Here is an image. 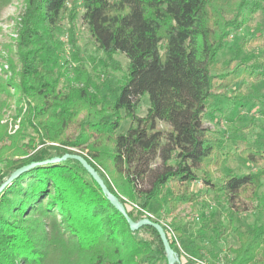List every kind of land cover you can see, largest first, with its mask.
Returning a JSON list of instances; mask_svg holds the SVG:
<instances>
[{
	"label": "trees",
	"instance_id": "16d2710c",
	"mask_svg": "<svg viewBox=\"0 0 264 264\" xmlns=\"http://www.w3.org/2000/svg\"><path fill=\"white\" fill-rule=\"evenodd\" d=\"M10 2L0 0V16ZM67 3L24 0L15 44L18 67L7 58L10 76L0 78V186L19 168L35 163L0 191V264H167L157 231L150 226L131 231L79 161L43 162L79 155L125 208L121 197L141 198L134 204L147 210L167 183L173 188V208L195 202L187 183L202 172V182L212 185L205 160L220 144L203 126L208 100L237 101L239 92L228 89L239 80L264 77L263 68L257 72L264 55L223 65L218 61L231 32L251 24L262 0H82L80 20L103 57L113 61L121 53L128 61L120 92L110 101L99 89L90 91L92 77L78 62L74 38L77 13ZM64 31L69 57L78 63L71 77L63 58ZM249 40L243 39L237 50ZM145 94L149 107L140 116L136 110ZM12 99L17 128L9 133L1 120ZM120 111L130 125L115 135ZM161 123L166 129L159 128ZM74 124L77 133L70 137L67 131ZM82 145L86 155L68 150ZM241 153L255 163L264 157V151L252 148ZM263 176L264 167L253 174L219 176L216 190L230 207L226 230L238 243L229 248L228 264H264V222L241 231L231 217L233 198L245 190L256 198ZM138 211L127 215L137 222L143 218Z\"/></svg>",
	"mask_w": 264,
	"mask_h": 264
},
{
	"label": "rangeland",
	"instance_id": "374dc122",
	"mask_svg": "<svg viewBox=\"0 0 264 264\" xmlns=\"http://www.w3.org/2000/svg\"><path fill=\"white\" fill-rule=\"evenodd\" d=\"M81 2L82 0H68L67 3L68 7H75L77 13V18L74 22V38L78 46V62L79 64L84 62L83 65H85L86 70L92 77L90 91L99 89L100 95L110 101L115 94L120 92V86L123 84L124 77L127 74L128 61L121 53L114 55L113 61H107L103 57L86 26L80 20L79 16L82 12ZM23 9L24 0H11L1 12L0 78L7 79L10 76L6 63L7 58H10L18 67L15 44L18 39L19 16ZM62 27L66 28L65 19L62 20ZM263 36L264 0H262L261 9L253 16L251 24L231 32L225 49L218 56L219 63L223 65L230 59L239 61L244 56H263L264 41L261 40ZM61 37L64 41L63 58L68 61L66 67L70 68L68 76L71 77V75L73 76L71 68L78 63L73 62L71 57H69L70 51L66 42L65 31ZM243 39L250 40L245 48L237 50V46ZM262 68L264 69V64L261 65V69L257 72H262ZM260 77V79L252 77L243 83L239 80L232 88L228 89V93L232 90L239 92V100L237 101L228 100L221 96H213L208 100L203 126L209 130V136L220 141L213 155L205 160L204 168L207 170L208 176H210L212 185L207 186L202 182V172H198V179L187 183L190 192L196 194V201L178 204L173 208L170 205L171 196L174 195L173 188L170 183H167L162 197L154 200L150 207L144 210L153 219L157 220L159 224L162 222L173 229L178 228L180 232L176 234L184 253L206 264H228L232 256L229 248L238 245L236 236L226 230L228 224L227 215L230 207L222 193L216 190V186L220 183L219 176L227 173L234 175L253 174L260 172L264 167V157L260 163H255L241 153L243 148L264 151V77ZM63 81L64 78L61 82ZM15 100L9 101L10 107L2 111L3 119L1 123L7 124L9 133L17 128V121L15 122L12 119L16 108ZM148 107L149 97L145 94L140 98L136 114L145 115ZM119 115L121 119L115 135L125 133L130 125V120L125 117L124 111H120ZM159 128L166 129V125L161 123ZM76 133L77 126L74 124L68 129L67 134L73 137ZM85 147L86 145H82L76 148H68V150L86 155ZM217 154H219V159L216 158ZM100 169L111 180L110 175L104 169ZM261 184L256 198L251 196L250 190L239 192L233 198L232 223L233 226L241 231H246L247 227L254 222L258 224L264 222V176ZM143 187L146 188L147 184L145 183ZM121 199L126 203L127 211H133L134 215H136V210L138 211L139 209L134 208L132 204H139L141 198L137 199L136 202L130 201L127 197H121ZM138 212H140L141 216L144 214L141 211ZM197 247L199 250L196 255L192 252V249ZM184 258L182 262L185 260V262L194 264L188 257ZM182 262L181 264H183Z\"/></svg>",
	"mask_w": 264,
	"mask_h": 264
},
{
	"label": "water",
	"instance_id": "95a60500",
	"mask_svg": "<svg viewBox=\"0 0 264 264\" xmlns=\"http://www.w3.org/2000/svg\"><path fill=\"white\" fill-rule=\"evenodd\" d=\"M75 159L77 161H79L84 168L87 170V172L91 175V177L93 178V180L98 184V186L101 188L102 192L107 196L108 200L111 202V204L113 205V207L124 216V218L126 219L129 228L131 231H135L137 230L139 227L142 226H150L153 229H155L158 233V235L160 236V239L162 241L163 247H164V251L166 254V259H167V264H175L180 262L179 260V256L178 254L171 249L169 242L166 238V234L163 230V228L161 227V225L159 223H155L152 222L151 220H149L148 218H142L141 220L134 222L132 221L128 215H127V209L125 208V206L113 195H111L108 190L106 189V186L104 184V182L102 181V179L100 178V176L97 174V172L79 155L76 154H66L64 155L62 158H52L50 160H46L43 163H56L60 160H65V159ZM35 163H30L28 165H25L21 168H19L18 170H16L10 177L9 179L0 186V191L4 188V186L6 184H8L13 178H15L16 176H18L19 174H21L22 172L26 171L27 169L31 168L32 166H34Z\"/></svg>",
	"mask_w": 264,
	"mask_h": 264
},
{
	"label": "built area",
	"instance_id": "2783aa9c",
	"mask_svg": "<svg viewBox=\"0 0 264 264\" xmlns=\"http://www.w3.org/2000/svg\"><path fill=\"white\" fill-rule=\"evenodd\" d=\"M132 206H133L134 208L139 209L138 206L135 205V204H132ZM139 210H140L142 213H144V214L142 215L143 217H150V218H152L147 212H145V211H143V210H141V209H139ZM160 224H161L162 226H164L165 233H167L168 236L170 237V239L174 242V246H175L176 251H177V254H178V256H179V260H180L181 262H182L183 259H185L184 257H188L189 259H191V260L194 262V264H206L205 262H203V261H201V260H199V259H197V258L190 257V256H188L186 253H184V251H183L182 248H181L180 243L178 242L177 234L175 233V231L173 230V228H171L170 226H168V225H166V224H163L162 222H160Z\"/></svg>",
	"mask_w": 264,
	"mask_h": 264
},
{
	"label": "crops",
	"instance_id": "0c3cea01",
	"mask_svg": "<svg viewBox=\"0 0 264 264\" xmlns=\"http://www.w3.org/2000/svg\"><path fill=\"white\" fill-rule=\"evenodd\" d=\"M182 263H183V264H191V263L185 262V260H184Z\"/></svg>",
	"mask_w": 264,
	"mask_h": 264
}]
</instances>
